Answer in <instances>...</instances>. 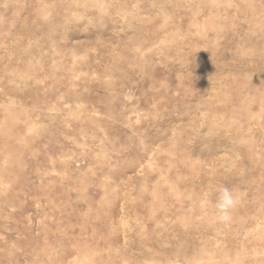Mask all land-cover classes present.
Segmentation results:
<instances>
[{"label":"rangeland","instance_id":"1","mask_svg":"<svg viewBox=\"0 0 264 264\" xmlns=\"http://www.w3.org/2000/svg\"><path fill=\"white\" fill-rule=\"evenodd\" d=\"M0 264H264V0H0Z\"/></svg>","mask_w":264,"mask_h":264},{"label":"clouds","instance_id":"2","mask_svg":"<svg viewBox=\"0 0 264 264\" xmlns=\"http://www.w3.org/2000/svg\"><path fill=\"white\" fill-rule=\"evenodd\" d=\"M204 206L211 205L216 212V219L220 223L228 224L232 219V211L239 203V197L228 187L221 186L217 189L215 199H211L210 193L202 196Z\"/></svg>","mask_w":264,"mask_h":264}]
</instances>
